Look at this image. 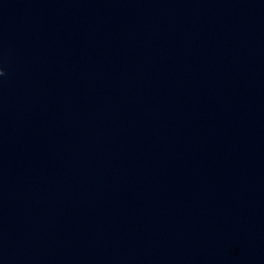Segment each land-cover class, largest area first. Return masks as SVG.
Wrapping results in <instances>:
<instances>
[{"label": "clouds", "instance_id": "1", "mask_svg": "<svg viewBox=\"0 0 264 264\" xmlns=\"http://www.w3.org/2000/svg\"><path fill=\"white\" fill-rule=\"evenodd\" d=\"M4 75L3 69H0V76Z\"/></svg>", "mask_w": 264, "mask_h": 264}]
</instances>
